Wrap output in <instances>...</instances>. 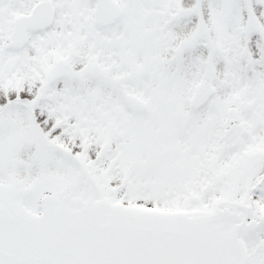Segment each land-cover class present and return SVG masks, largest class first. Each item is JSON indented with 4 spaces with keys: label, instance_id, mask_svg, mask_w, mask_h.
<instances>
[{
    "label": "snow or ice",
    "instance_id": "6c2138e0",
    "mask_svg": "<svg viewBox=\"0 0 264 264\" xmlns=\"http://www.w3.org/2000/svg\"><path fill=\"white\" fill-rule=\"evenodd\" d=\"M0 264H264V0H0Z\"/></svg>",
    "mask_w": 264,
    "mask_h": 264
}]
</instances>
